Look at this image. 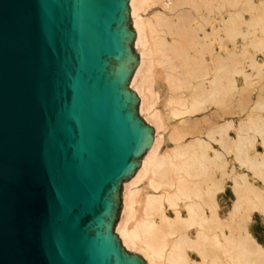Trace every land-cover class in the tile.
<instances>
[{"label": "water", "instance_id": "1", "mask_svg": "<svg viewBox=\"0 0 264 264\" xmlns=\"http://www.w3.org/2000/svg\"><path fill=\"white\" fill-rule=\"evenodd\" d=\"M130 0H0V264H148L115 226L153 142Z\"/></svg>", "mask_w": 264, "mask_h": 264}, {"label": "bare ground", "instance_id": "2", "mask_svg": "<svg viewBox=\"0 0 264 264\" xmlns=\"http://www.w3.org/2000/svg\"><path fill=\"white\" fill-rule=\"evenodd\" d=\"M238 2L129 1L139 53L129 86L154 137L123 182L115 230L148 264H264V246L248 230L253 212L264 217V93L239 122L233 117L244 87L237 77L252 75L238 49L254 42L263 58L250 56L249 66L263 72L264 0H246L248 21ZM240 21L252 28L237 33ZM238 35L251 41L240 46ZM255 141L262 151L252 154Z\"/></svg>", "mask_w": 264, "mask_h": 264}, {"label": "rangeland", "instance_id": "3", "mask_svg": "<svg viewBox=\"0 0 264 264\" xmlns=\"http://www.w3.org/2000/svg\"><path fill=\"white\" fill-rule=\"evenodd\" d=\"M256 2L259 0H255ZM246 0H239L236 9L241 10L242 12V16L243 21H246L247 19H249L251 17V15L254 13V11L247 6L246 4ZM153 8L152 7H148L146 8V11L144 12V14L147 17H151L153 14ZM248 21V20H247ZM237 33L241 32V31H246L248 28H252V27H248L247 24L245 22H238L237 24ZM256 34L258 36H260L262 34L261 31H257ZM237 40H238V45L242 46V44L246 41V43H249L247 41H251L249 40V38H246V40H242V38L238 35L237 36ZM254 43V42H252ZM252 43H250L249 45L246 46V51H242L241 49H238V51L242 54L239 53L238 59L239 61L242 63L241 65L245 67V69L248 72H252V75L250 76V79L248 80L247 83H244L243 79L241 77H237V84L239 86H244L243 90H242V101H239V96L237 98V104L235 106V114L233 115L234 119L236 122H239L240 118L245 117L246 115L240 113V111L242 109H244L245 111L252 106V104H254L255 102L258 101V96L260 93H264V68H263V72H261V74L258 73V71L256 69H252L249 66V57L250 56H254L258 61H261L263 58V52L260 48L255 47ZM261 95V94H260ZM236 102V101H235ZM262 115H264V110L260 111ZM143 118V117H142ZM167 134V132H166ZM233 135H235V132L232 133ZM259 137H256V140ZM172 145V141L169 140L167 138H165L164 143L162 144L163 147H171ZM252 154H256V151H262V147L261 144L259 142L255 141V147L252 148ZM250 151V152H251ZM253 179V178H251ZM257 183H259L260 181L258 179L255 180ZM229 183L228 180H226L224 182ZM227 187V185H226ZM228 190V187L226 188ZM222 203H229L230 201L227 199V196L225 193H223L222 195ZM251 220L248 222V230L250 231V233L255 237L256 241L258 243H260L261 245L264 246V217L261 215V213H259L257 210L256 212H253L251 215ZM116 232V230H115Z\"/></svg>", "mask_w": 264, "mask_h": 264}]
</instances>
